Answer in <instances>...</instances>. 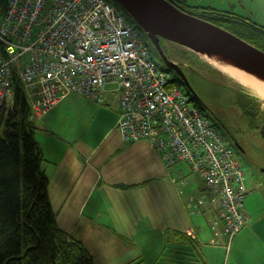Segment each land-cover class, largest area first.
Listing matches in <instances>:
<instances>
[{
    "label": "built area",
    "instance_id": "1",
    "mask_svg": "<svg viewBox=\"0 0 264 264\" xmlns=\"http://www.w3.org/2000/svg\"><path fill=\"white\" fill-rule=\"evenodd\" d=\"M25 57L29 62L19 66ZM173 79L156 65L137 28L105 0H6L0 117L14 109L17 85L37 120L72 93L99 103L105 85L115 84L121 137L144 139L166 167L186 162L199 175L218 209L228 251L249 218L244 171L227 139Z\"/></svg>",
    "mask_w": 264,
    "mask_h": 264
},
{
    "label": "crops",
    "instance_id": "2",
    "mask_svg": "<svg viewBox=\"0 0 264 264\" xmlns=\"http://www.w3.org/2000/svg\"><path fill=\"white\" fill-rule=\"evenodd\" d=\"M110 99L112 95L105 90L103 104L72 93L38 119L41 126L34 131L41 133L37 138L44 156L41 167L48 179L47 192L56 215L77 213L80 217L88 209L96 223L87 221L80 226L102 224L94 228L109 233L118 230L123 222L132 230L138 225L143 232L141 242L113 240V246L147 247L148 241L153 240L150 232L156 231L158 252L148 264H221L224 244L218 245L216 237L208 233L209 228L218 235L212 229L213 219H217V231L224 236V243L225 235L218 209L202 190L199 175L186 162L166 167L144 139L124 140L116 126L121 105L114 122L103 126ZM71 112L76 114V125L59 126ZM96 115L97 122L91 126ZM132 205L134 215L126 217L124 208L129 210ZM246 212L248 222L238 233L235 250L255 248L257 255L263 256L264 228L252 227H257L256 221L264 217V208L255 219ZM252 238L254 241L248 240ZM167 249L169 255L163 256ZM148 255L123 251L122 262H144Z\"/></svg>",
    "mask_w": 264,
    "mask_h": 264
},
{
    "label": "rangeland",
    "instance_id": "3",
    "mask_svg": "<svg viewBox=\"0 0 264 264\" xmlns=\"http://www.w3.org/2000/svg\"><path fill=\"white\" fill-rule=\"evenodd\" d=\"M105 1L109 3L114 8V10L122 14L127 22L131 23L137 28L143 45L147 47L150 55L153 56L156 65L160 69L167 70L168 68L164 60L158 56L156 48L150 41L145 31L136 24V21L119 4H113L108 0ZM186 1L189 6L201 5L216 9L233 8L235 11L253 16L255 20L264 25V0ZM249 11H252V13H249ZM174 46L178 49H184L183 47L176 44H174ZM173 52L178 58L175 59L177 60V63L180 64L187 80L191 84L193 91L201 100L204 114L227 139L226 147L232 151V158L238 162L244 171L246 188L248 189V193L244 200V207L248 212L252 213V217L254 216L253 218L255 219L259 213H263L264 208V138L256 131V129L251 128L248 125L247 118L244 115L247 109L244 108L243 110V105L246 101L239 97L234 88L245 90L249 94L250 99L247 100L246 104L257 106L258 110H260L261 117L262 115L264 116V97L256 93L255 89L250 88L248 85L241 84L240 82L236 81V79H233L219 71V69H217L209 61V59H207L205 55H202L201 53L194 54L189 52V54H187V58L182 54V50H173ZM28 62V57H25V59L20 60L18 64L22 67ZM171 73L174 78V72L172 70ZM105 91L112 95V99H110V102L108 103L110 105L108 109V116L106 114L103 120V126H108L116 119V113L119 112L118 109L120 108L121 104L118 101V92L115 84H107ZM28 100L29 98L27 101ZM101 103L103 104L104 102ZM101 106L102 105H100V108ZM102 108H105V106H102ZM97 113L99 114V111ZM97 116L98 115L94 116L91 126L95 125L97 122L94 121L97 119ZM62 119L61 125L59 126H75L77 122V117L74 112H71L69 116H65ZM31 121L34 125V129L38 125L41 126L39 122L40 120L32 119ZM34 135L36 139H39L41 133H39V131H34ZM232 137H236L245 145V153L230 143ZM134 202L135 201H132L133 205ZM54 205H56V203H54ZM133 205L129 210L127 207L124 208L126 211V217L131 218V215H134ZM262 216L264 215L262 214ZM94 217L95 216L89 214L88 209H85L82 214H80V217L77 213H72L71 215L68 214L67 216L56 215L58 226L64 231L66 238H72L79 241L92 256L94 264H134V262H122L124 261L123 251L128 250L129 253L140 251L150 254L144 258V262H142V260H138L135 261V264H148L154 261L153 259L158 252V237L156 235V231L150 232L151 234H149V236L152 237L153 240L148 241L149 244L147 247H130L122 245L113 246V240L124 242L122 240L134 239L135 241L141 242L143 232L138 229V225H136L135 229L132 230L129 229V226L126 223L123 222L118 225V230L109 233L107 230L100 231L97 228H94L103 226L102 224L99 226L90 225V227L85 225L80 226L82 222L86 223L87 221H94L96 223V217ZM78 218L80 220L76 226V221ZM213 220L214 224L212 225V229L214 228L218 235L216 236L213 231L209 230L208 228L209 236L214 235L216 237L215 239H217L216 241L218 245H223L226 243V238L224 243L222 240V237L224 236H222L221 233L217 231L219 227L217 219ZM255 225L257 227H252V229H263L264 217L260 221L257 220ZM244 226H246V224L243 225V227H241L231 239L228 251H226L223 246L221 264H261L264 262V255L258 256L255 248H244L237 251L235 250V244L239 235L238 233L244 229ZM252 232L253 230L249 231L248 233L251 234ZM254 239L255 238L248 240L254 241ZM165 255H169V249L164 251L163 256Z\"/></svg>",
    "mask_w": 264,
    "mask_h": 264
},
{
    "label": "trees",
    "instance_id": "4",
    "mask_svg": "<svg viewBox=\"0 0 264 264\" xmlns=\"http://www.w3.org/2000/svg\"><path fill=\"white\" fill-rule=\"evenodd\" d=\"M5 7L6 0H0V19ZM210 20L221 24L220 20ZM223 25L250 43H260L232 24ZM175 76L173 83L183 88L203 112L202 102ZM252 116L250 125L258 129L256 122L261 113L259 118ZM43 160L27 98L17 85L14 109L0 117V264H94L84 246L67 239L58 226L47 192L48 179L41 167Z\"/></svg>",
    "mask_w": 264,
    "mask_h": 264
},
{
    "label": "water",
    "instance_id": "5",
    "mask_svg": "<svg viewBox=\"0 0 264 264\" xmlns=\"http://www.w3.org/2000/svg\"><path fill=\"white\" fill-rule=\"evenodd\" d=\"M115 1L145 31L167 68L182 80L188 92L196 95L180 64L165 58L161 40L183 47L187 54L214 53L230 58L240 67L264 78V51L219 25L182 11L167 0ZM258 131L264 138V125H260Z\"/></svg>",
    "mask_w": 264,
    "mask_h": 264
},
{
    "label": "flooded vegetation",
    "instance_id": "6",
    "mask_svg": "<svg viewBox=\"0 0 264 264\" xmlns=\"http://www.w3.org/2000/svg\"><path fill=\"white\" fill-rule=\"evenodd\" d=\"M167 1H169L174 6L181 9L182 11H185L189 14L201 17V18H203L207 21H210L214 24H217V23L210 20L211 18L220 20L221 24H217V25H219L220 27H222V28H224L230 32H232V31L229 30L228 27H225L223 24H226L228 26H229V24H232L233 27L238 28L240 30V32H242V33L246 32L249 35L256 37L257 41L260 43L251 42V44L254 45L255 47L259 48L260 50L264 51V25L259 23L257 20H255L253 16H250L249 14H246V13H241V12L235 11L233 8L216 9V8H212L209 6H201V5L200 6H196V5L195 6H189L186 0H167ZM201 12H203L202 14L204 17L200 16ZM249 13H252V11H249ZM232 33L239 36V34H237L235 32H232ZM239 37H241V36H239ZM241 38L243 39V37H241ZM160 46H161V49L165 55V58L169 61L174 62V63H177V60L175 59L177 57L174 55L175 53L173 52V50H182V54L185 57L187 56V53L184 52V49L176 48L174 46V44L169 42V41L161 40ZM158 56L161 57L159 54H158ZM177 64H179V63H177ZM175 77H177V76H175ZM178 79L180 80V78H178ZM180 81L182 82V80H180ZM234 89L237 92V94L239 95V97L241 99H243L244 101H246V102H244L243 110H244V108L247 109L245 111L244 115L247 118L248 125L251 127V125H250L251 120L249 118L252 115L259 118L258 113H260V110H258L257 106H255V105L246 104L247 100L250 99V96L245 90H242L239 88H234ZM256 123H257L258 128L260 127V125H264V116L262 115V117L257 119ZM256 131L261 135V132H259L258 129H256ZM230 143L232 145H234L237 149H239L240 151L245 153V150H246L245 145L241 141H239L236 137H232V139L230 140Z\"/></svg>",
    "mask_w": 264,
    "mask_h": 264
},
{
    "label": "bare ground",
    "instance_id": "7",
    "mask_svg": "<svg viewBox=\"0 0 264 264\" xmlns=\"http://www.w3.org/2000/svg\"><path fill=\"white\" fill-rule=\"evenodd\" d=\"M205 57L209 59L219 71L236 79V81L241 84L248 85L250 88L255 89L256 93L264 97L263 77L240 67L230 58L214 53L205 54Z\"/></svg>",
    "mask_w": 264,
    "mask_h": 264
}]
</instances>
